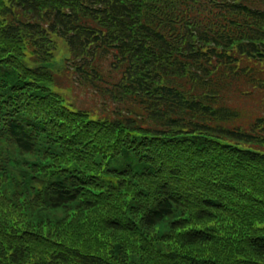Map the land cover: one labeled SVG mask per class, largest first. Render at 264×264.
<instances>
[{"label": "trees", "instance_id": "1", "mask_svg": "<svg viewBox=\"0 0 264 264\" xmlns=\"http://www.w3.org/2000/svg\"><path fill=\"white\" fill-rule=\"evenodd\" d=\"M0 147V264H264V0H0Z\"/></svg>", "mask_w": 264, "mask_h": 264}, {"label": "rangeland", "instance_id": "2", "mask_svg": "<svg viewBox=\"0 0 264 264\" xmlns=\"http://www.w3.org/2000/svg\"><path fill=\"white\" fill-rule=\"evenodd\" d=\"M29 56H30V54L27 53L26 56L23 58V60L26 63L31 64V59H30L31 56L30 57ZM67 56H68V52H66V48H64V45L59 43V46L55 50L52 57L48 59V62H46V66L55 72L56 71L59 72L62 70V68L64 66L65 58ZM67 77L68 78L61 77L59 86H56V85L54 86L52 83H50V87L52 88V90L60 93V95L66 100V102H71L72 104H73V102H75L78 105L82 104L84 106H87V103H90V101L86 98V95L83 92H80L77 88H75L74 83L70 79V75H68ZM87 96H89V95H87ZM2 149L5 150V148L0 147V150H2ZM8 153L10 156H12V154H13L12 151H10V152L8 151ZM14 155H16V154H14ZM25 157H27V156H25ZM62 215H63L62 209H58V210L53 211V212H46L45 213V216H52L54 218L60 217ZM164 227H165V223L160 225L161 229H164Z\"/></svg>", "mask_w": 264, "mask_h": 264}]
</instances>
